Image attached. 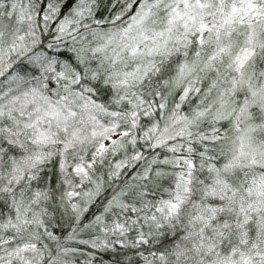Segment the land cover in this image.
<instances>
[{
    "label": "snow or ice",
    "instance_id": "1",
    "mask_svg": "<svg viewBox=\"0 0 264 264\" xmlns=\"http://www.w3.org/2000/svg\"><path fill=\"white\" fill-rule=\"evenodd\" d=\"M0 264H264V0H0Z\"/></svg>",
    "mask_w": 264,
    "mask_h": 264
}]
</instances>
